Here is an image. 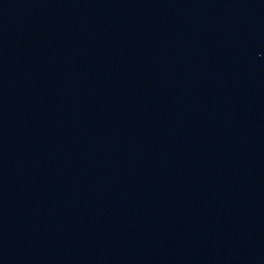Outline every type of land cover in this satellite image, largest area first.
I'll list each match as a JSON object with an SVG mask.
<instances>
[{
  "label": "water",
  "instance_id": "water-1",
  "mask_svg": "<svg viewBox=\"0 0 264 264\" xmlns=\"http://www.w3.org/2000/svg\"><path fill=\"white\" fill-rule=\"evenodd\" d=\"M0 264H264V0H0Z\"/></svg>",
  "mask_w": 264,
  "mask_h": 264
}]
</instances>
